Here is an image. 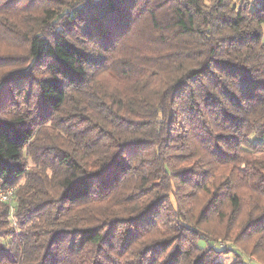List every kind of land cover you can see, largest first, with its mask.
Here are the masks:
<instances>
[{
  "label": "trees",
  "instance_id": "trees-1",
  "mask_svg": "<svg viewBox=\"0 0 264 264\" xmlns=\"http://www.w3.org/2000/svg\"><path fill=\"white\" fill-rule=\"evenodd\" d=\"M0 10V264H264V0Z\"/></svg>",
  "mask_w": 264,
  "mask_h": 264
},
{
  "label": "rangeland",
  "instance_id": "rangeland-1",
  "mask_svg": "<svg viewBox=\"0 0 264 264\" xmlns=\"http://www.w3.org/2000/svg\"><path fill=\"white\" fill-rule=\"evenodd\" d=\"M37 4L36 5H38L39 3L38 2H36ZM38 13V12H37ZM36 13V14H37ZM0 14H4L1 10H0ZM12 14H21V12H20V10L18 9V10H15V11H13L12 12ZM15 17V16H14ZM14 17H11V19L13 20V19H15ZM11 39H10V35L9 36H6L5 35V33L4 32H2L1 30H0V54H4V53H6V52H9L10 50H13V49H11L13 46H16L17 44V46H19V42L15 45L14 43H11V41H10ZM16 50L19 52L20 51V47H17L16 48ZM34 101V100H33ZM251 139H256L255 138V136L254 135H252L251 137H250ZM258 140H260V141H264V138H257ZM14 227H16V225H13ZM199 243H202L201 241H198ZM220 242V244L222 243V244H224V245H226V244H228L227 242H226V240L225 239H222L221 241H219ZM251 260H252V262H251ZM220 261L223 263V264H230V263H232L233 261H232V257L230 256V255H226V256H222L221 258H220ZM244 262L245 263H247V264H254L255 262L253 261V259L252 258H250V257H244Z\"/></svg>",
  "mask_w": 264,
  "mask_h": 264
},
{
  "label": "built area",
  "instance_id": "built-area-1",
  "mask_svg": "<svg viewBox=\"0 0 264 264\" xmlns=\"http://www.w3.org/2000/svg\"><path fill=\"white\" fill-rule=\"evenodd\" d=\"M15 189L12 186L9 187H1L0 186V201L10 203L12 202V199L14 197ZM10 210H13L12 207H10ZM221 245H224L221 243Z\"/></svg>",
  "mask_w": 264,
  "mask_h": 264
}]
</instances>
